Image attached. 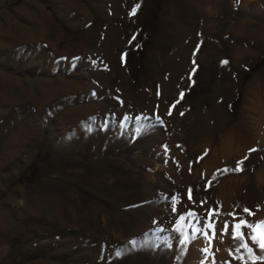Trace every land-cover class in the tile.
<instances>
[{
    "label": "rangeland",
    "instance_id": "1",
    "mask_svg": "<svg viewBox=\"0 0 264 264\" xmlns=\"http://www.w3.org/2000/svg\"><path fill=\"white\" fill-rule=\"evenodd\" d=\"M239 220L264 0H0V264H264Z\"/></svg>",
    "mask_w": 264,
    "mask_h": 264
},
{
    "label": "snow or ice",
    "instance_id": "2",
    "mask_svg": "<svg viewBox=\"0 0 264 264\" xmlns=\"http://www.w3.org/2000/svg\"><path fill=\"white\" fill-rule=\"evenodd\" d=\"M137 8L139 7V5L136 6ZM135 11L136 9L133 10V15H135ZM223 63L227 64L228 61H223ZM243 162H238V167L236 169H223L221 171H242V167H240L239 165L242 164ZM189 198H191V196H189ZM244 212L245 213H248L249 215H254V213H252L249 209L245 208L244 209ZM216 212L215 210H212L209 215H215ZM189 216H193L195 215L194 213H189L188 214ZM230 215H233L235 216L234 213L230 214ZM181 219L183 220L184 217H181ZM208 227L209 228H213L214 229V225L209 223L208 224ZM227 228H228V225L225 224L224 226V231H227ZM243 228H248L251 230L250 232V238L253 242L257 243L259 248L261 249L262 253H264V221H258V222H255V223H252V222H249L247 220H239L237 223H235V225L233 226V236L234 238L236 239H240L241 241H244L242 243V247L246 248L248 250V252L252 255V258L253 260H264V255H260V256H256L254 253H253V250L251 247H249L248 243L244 240V234L243 232L241 231ZM205 235H207V233H205ZM188 238L185 237V241L187 240ZM184 241H182L183 243ZM205 251H207V249H205Z\"/></svg>",
    "mask_w": 264,
    "mask_h": 264
}]
</instances>
